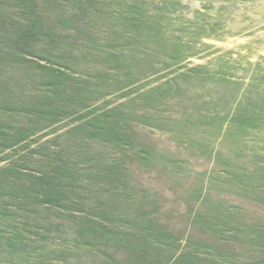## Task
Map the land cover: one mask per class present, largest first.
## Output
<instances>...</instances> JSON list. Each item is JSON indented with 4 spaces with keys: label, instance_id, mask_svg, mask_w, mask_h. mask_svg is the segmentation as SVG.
Returning <instances> with one entry per match:
<instances>
[{
    "label": "rangeland",
    "instance_id": "1",
    "mask_svg": "<svg viewBox=\"0 0 264 264\" xmlns=\"http://www.w3.org/2000/svg\"><path fill=\"white\" fill-rule=\"evenodd\" d=\"M0 264H264V0H0Z\"/></svg>",
    "mask_w": 264,
    "mask_h": 264
}]
</instances>
